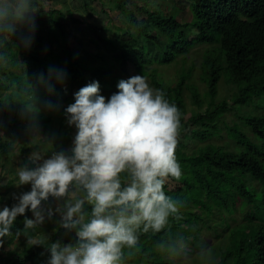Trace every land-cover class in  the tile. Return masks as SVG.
<instances>
[{
    "label": "trees",
    "instance_id": "obj_1",
    "mask_svg": "<svg viewBox=\"0 0 264 264\" xmlns=\"http://www.w3.org/2000/svg\"><path fill=\"white\" fill-rule=\"evenodd\" d=\"M92 1L99 13L78 33L74 27L85 22L83 19L68 12L69 25L62 12L46 11L42 0H33L34 13L27 18L35 29L33 35L25 22L14 33L0 31V134L3 145L9 144L0 163V211L31 191L29 183L18 184L20 194L12 192L18 180L16 170L37 166L28 159L33 152L40 151L43 159L54 152L71 155L77 130L73 126V135L69 134L65 109L75 102L82 87L98 82L100 95L107 99L118 91L120 80L143 75L180 112L175 155L182 176L169 179L165 192L181 202V212L179 218L170 217L159 233L138 231L137 246L124 248L119 264H171V256H194L214 242L204 241L200 233L209 232L215 240L219 226L228 231L223 246L228 248L223 250L221 245L219 253L209 249L212 257L207 264H236L233 257L250 235V264H264V116L246 118L249 131L245 134L234 115L237 107H255L251 103L264 98V0H191L190 4L172 0L174 9L184 11L188 6L190 13L180 18L173 16L174 10L158 11L155 4L162 0ZM90 4L85 0L84 9ZM110 4L123 17L126 29L115 23L112 9L106 6ZM187 15L190 21H185ZM40 30L47 33L45 37H39ZM70 37L76 48H71ZM43 40L51 47L45 49ZM54 43L56 47H52ZM201 45L205 49L198 78L203 92L189 82L194 66H185L184 57ZM43 49L45 56L41 57ZM178 59L182 67L169 84L171 80L159 68L177 64ZM22 80L28 89L15 92L7 85ZM1 90L9 92L3 96ZM220 90L229 95L215 104ZM65 101L66 107L61 105ZM227 113H232L233 121H226ZM36 126L42 129L38 142L19 140L21 133ZM220 129H226L232 146L228 141L221 145L212 142L222 138ZM11 135L18 141L7 137ZM122 179L129 178L122 174ZM65 202V198L51 196L42 201L45 218L32 229L26 230L24 224L26 218L34 219L30 209L17 216L10 235L0 238V264H48L51 244L76 245V229L64 228L62 213L56 212ZM91 210V205H84L85 212ZM236 213L241 222L233 216ZM30 239L37 243H29ZM217 254L218 260L213 257Z\"/></svg>",
    "mask_w": 264,
    "mask_h": 264
},
{
    "label": "clouds",
    "instance_id": "obj_2",
    "mask_svg": "<svg viewBox=\"0 0 264 264\" xmlns=\"http://www.w3.org/2000/svg\"><path fill=\"white\" fill-rule=\"evenodd\" d=\"M68 12H62L63 20L69 19ZM33 13V0H0V31L14 33ZM40 55L45 56V49ZM148 79L143 75L122 79L118 91L107 99L95 81L75 94V102L65 109L67 123L77 130L71 155L54 152L43 159L36 151L28 158L36 167L16 170L18 184L30 183L31 191L0 211V238L10 235L13 222L26 210L34 216L25 219L27 230L43 222L42 201L65 198L56 212L62 213L64 228L76 229L78 240L76 245L51 244L48 264H119L124 248L137 246L138 231L159 233L170 217L179 218L181 202L166 194L165 185L182 176L175 155L180 112ZM23 81L7 85L15 92L28 89ZM8 92L1 90L3 96ZM0 150L3 157L1 134ZM122 174L129 179L123 180ZM85 204L92 206L90 214L84 211ZM47 215H53L50 208Z\"/></svg>",
    "mask_w": 264,
    "mask_h": 264
},
{
    "label": "rangeland",
    "instance_id": "obj_3",
    "mask_svg": "<svg viewBox=\"0 0 264 264\" xmlns=\"http://www.w3.org/2000/svg\"><path fill=\"white\" fill-rule=\"evenodd\" d=\"M84 1L85 0H42V4H43V7L46 11L51 10V9H55V10L62 11V12L71 11V13H74L76 17L83 19L85 22H82V24L76 25L74 27V31L78 33L81 30H84L86 28L87 22H91V23L94 22V17L96 15V13H99L98 7L96 6L95 2L94 1L91 2V0H88V2L90 1L91 4H90V7L87 6V9L92 8L95 11L89 9L90 11L88 10L89 11L88 12L87 10H85L83 7ZM104 1H105V4H107V0H104ZM190 3H191V0H187V4H190ZM106 6L112 9V13L115 17L114 18L115 23L117 25H120L122 28L126 29L127 24H125L124 22H121V20L123 21L124 19L121 16V14H119L117 12V10L114 8V4H110V5H106ZM155 7H158L157 10L161 11L162 13L174 10V11H172L173 16H177L179 18L185 12L189 11L188 6L185 7L184 11L181 9H176V8L174 9L172 7V0H162L161 2L156 3ZM189 13H190V11H189ZM65 18L67 19L66 23H68L70 25V23L68 21V17H65ZM187 19H189V21L191 20L190 15H187L185 17V21ZM25 23H26L25 26H27L30 29V31L32 32V35H33L35 33V29L30 25L29 19H27L25 21ZM33 24L36 26L37 23L35 20H33ZM107 25L110 26L109 23H107ZM38 34H39V37L41 38V37H45L47 33L45 31L40 30L38 32ZM43 42H44V48L45 49L51 47L49 42H46L44 40H43ZM70 43H71L72 49H73V47L76 48L75 40L72 37H70ZM52 47H56V44L54 43L52 45ZM204 49L205 48H203V45L196 46L189 52V54L184 56L187 60L185 63V66H188V65L194 66V70L192 72L191 78L189 79V82L191 84L193 83V85L197 86L201 92H203V90H204L203 89L204 85H203V83H201L202 81H200V79L198 78V74L200 72L201 59H202V56L204 53ZM53 56H55V55H53ZM0 61L3 62L1 58H0ZM88 62L90 63V62H92V60H89ZM8 63H9V60L7 59L6 64L8 65ZM86 65H89V64H86ZM95 65H97V64H95ZM181 67H182V61H181V59H178L177 64L173 63L170 66L166 65L164 67H160L159 70L163 71L164 76L167 79L171 80V81H168V83L170 84L171 82H174V80L177 79V76H178L177 72L181 69ZM134 76H136V75H134ZM148 82H150V79H148ZM228 93L229 92L224 93L223 90H220L217 98L214 99V103L215 104L218 103L220 101L221 97L229 95ZM251 104L255 105V107L251 106V108L250 107L247 108L246 106H241V107H237L236 111L234 112L237 124L239 125L241 131L245 134H246V130L249 131L248 128L244 125V120L246 118L264 116V98H262L258 102L254 101ZM61 105L63 106L64 103L62 102ZM51 110H52V106H51ZM225 116H226L227 122H231L234 120V118L232 117V113H227V114H225ZM187 117H189V116H187ZM67 125H68V128L71 129L69 131V134L73 135V132H72L73 126H69L68 123H67ZM41 130L42 129L39 126L32 127L30 130H28L27 134L23 135V133H21V135H19V140H22V138H26V140L28 142H31V141L32 142H38V140H37L38 139V133ZM220 130H222L220 133L222 138L221 139H217V138L213 139L212 142L216 145H221V144L225 143L226 141H228L226 143H229L232 146L233 144H232L231 140L229 138H227L226 129H220ZM46 139L48 140L47 136H46ZM17 141H18V139H17ZM50 144H51V141L48 140V145H50ZM8 145H9L8 143H4L3 147L8 146ZM2 161H3V157L1 156V150H0V163H2ZM19 189H20V186L18 185V182L16 181L14 189H13L14 191H12V192H18L20 194L21 191H19ZM233 216L236 218L237 222H241V218H240L239 213H236ZM218 230H219V235H218L217 239L215 238V240L212 238L211 233H209V232L202 231L200 233L202 239L204 241L206 240L209 244H212V241H214L212 246L209 249L212 251H214V249H215L217 251V253L220 252L221 245H222L223 250H226L228 248L227 246H225V247H223V246L226 245L225 243L228 241L227 237H229L228 231L222 229V226H219ZM250 236H248V238L242 243L241 252L239 254L237 252L235 253L236 256L233 257L232 262L236 261V264H250L251 259L253 257V246L250 244V242H251ZM187 239H188V241L190 240L189 237ZM209 249L207 247H201L199 249V252H197V254H195L194 256L188 254V255H181V256H171L169 258L171 259L172 264H198L199 261L202 262L203 264H207L212 257V254H211ZM202 252L205 254L204 256H201ZM213 257H215L216 260H218L219 254H217Z\"/></svg>",
    "mask_w": 264,
    "mask_h": 264
}]
</instances>
